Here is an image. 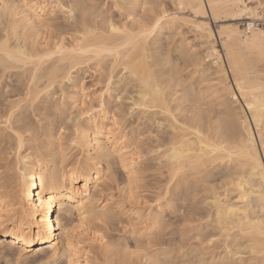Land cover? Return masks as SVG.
<instances>
[{
    "label": "bare ground",
    "instance_id": "bare-ground-1",
    "mask_svg": "<svg viewBox=\"0 0 264 264\" xmlns=\"http://www.w3.org/2000/svg\"><path fill=\"white\" fill-rule=\"evenodd\" d=\"M87 1L93 0H78L81 3H88ZM165 1L121 0L123 21L132 16L135 22L144 12V3L159 4L165 8ZM169 1L177 6L180 3L198 4L200 11L207 13L198 15L192 9H185L189 12L188 16L192 14L188 18L197 31L195 34L199 43L206 46L204 52L196 51L195 45L185 33L178 31L179 20L162 21L157 30L146 39L131 35L132 32L139 31L138 25L133 23L128 25L129 35L111 34L103 18L104 12L97 7L94 17L89 19L87 29L72 28L70 39L66 42L61 35L54 38L48 32L47 25H41L32 11L22 7L25 0H0V4L21 6L10 11L7 29L0 35V77L17 75V85L5 87L17 90L23 97L30 94L34 104L29 107L41 111L42 101L44 103L46 97L54 93L59 95L57 99L60 100V106L67 99L72 102L78 100L83 106L95 97H88L85 87L80 84L75 91L65 90L66 83L73 79V72L85 62H93L101 68L108 67L110 73L129 68L126 75L134 92L133 105H142L138 111L143 118L155 125L160 134L155 135L156 147L168 148L172 144L177 147L175 162L169 159L161 163L159 156L155 159L160 166L166 168L168 181L173 188L181 187L183 191H187L197 183L208 182L213 170L217 168H223L224 176L231 178L240 167L238 161L243 162L251 153H255L257 162L264 159V37L261 36L264 29L257 28L244 33L237 20L243 17L256 18L258 14L240 15L239 12L243 9L237 11L230 7L235 0ZM27 2L42 4L46 1ZM71 2L72 0H68V3ZM260 2L243 0L253 13H256V5ZM209 3H216L220 7H207ZM173 10L172 13L177 12L176 8ZM152 11L150 8L149 14ZM155 11L158 16L162 14L158 9ZM97 16L101 17L99 21ZM208 17L221 22L216 32L208 20H204ZM120 26L124 27L123 22ZM165 29L171 32L166 34ZM177 33L182 35L178 37ZM170 37L172 41L166 42L167 46L161 42ZM217 38L221 51L215 45ZM114 49L119 50L118 55L111 54ZM17 50L24 51L25 55L18 56ZM9 55H12V59H8ZM209 57L214 60L210 62L214 64V68L205 63ZM179 60L190 64L192 68L183 74L182 62L179 63ZM133 67L138 69L136 73L131 71ZM14 69L21 71L13 73ZM149 71L156 83L161 82V76L166 77V91L162 100L155 96L151 87L142 90L137 77L147 80L146 73ZM237 85L243 86V94ZM166 112H171L176 120H171L165 115ZM79 126L83 139V143L79 145L81 157L72 164L66 163V153L61 148V143H57L46 148L45 157L23 154L19 165L16 161L15 169L19 166V171L15 170L14 185L12 181L9 184L0 181V223L7 227V232L0 229V259L8 260L11 256L15 258L24 249L21 259L26 258L29 253H36L47 260L52 246L56 245L59 258L65 257L67 264L65 253L70 238L67 230L73 226L71 217L66 214L74 215L78 222L80 213L76 205L81 198H86L85 192H92L96 188V177L101 175V169L108 170L109 167L107 160L104 165L100 163L109 139L104 125L92 117L88 123L82 122ZM117 134L112 132L114 141H119ZM220 147H224L226 152L211 157V149ZM232 152L235 155L229 156L228 153ZM129 155L123 157V162L118 156L121 163L127 162L125 166L131 169L128 166L132 161L127 157ZM179 169L184 171L177 174ZM246 171L248 175H253L251 169ZM128 175L127 173V177ZM132 182H135L134 174ZM254 187H259V181ZM237 191L238 189H230L232 194L229 195V207H239L241 211L234 215L230 224L249 233L243 239L248 245L251 259L258 264L262 250L264 208L258 201L237 204L234 195ZM216 198L215 195L209 196V199ZM78 237L75 231L71 233L76 244L80 242ZM232 243L235 244V241ZM253 248L256 252L254 256L251 251ZM80 252H73L78 260ZM217 258H221L220 254H217Z\"/></svg>",
    "mask_w": 264,
    "mask_h": 264
},
{
    "label": "snow or ice",
    "instance_id": "snow-or-ice-1",
    "mask_svg": "<svg viewBox=\"0 0 264 264\" xmlns=\"http://www.w3.org/2000/svg\"><path fill=\"white\" fill-rule=\"evenodd\" d=\"M206 6L213 9L220 7L216 3H209ZM19 7L21 6L9 3L0 4V27H3L4 21L10 18V11ZM22 7L32 11L41 25H47L57 35L64 33V39L67 40L70 38L67 33L72 28L87 29L89 19L95 15V9L98 5L95 3H81L78 0H72L71 3H68V0H53L52 3L30 4L25 0ZM172 7L176 8L177 12L170 13L159 4L144 3V12L140 14L138 19L134 22L133 17L129 16L127 21H123L124 27H121L120 20L109 18L110 13L108 11L111 9V12L120 15L122 20L123 7L121 0H106L103 4V18L111 34L129 35L128 25L133 23L138 25L139 31L132 32L131 35H138L146 39L165 20H180L182 24L193 26L191 20L182 18L180 15L186 8L196 11L198 15L207 14L200 11L198 4L186 5L180 3L178 6L174 4ZM230 7L237 11L243 9V11L239 12L240 15L264 13V0H261L256 5V13H253V10L248 8L247 4L243 3V0H235ZM150 8L153 9L151 14L148 12ZM156 9L162 14L158 16ZM260 20L264 23V15L260 16ZM205 27L201 26V28ZM176 35L179 37L182 33H177ZM261 36L264 37V32H261ZM57 51H59V48ZM118 53L119 50L114 49L111 54L118 55ZM17 54L22 57L25 52L17 50ZM52 54L54 55L55 53ZM32 58L42 59V57ZM8 59H12V55H9ZM129 71V68H124L125 73ZM131 71L136 73L138 69L133 67ZM146 74L148 76L147 80L140 76L137 77L142 85V90L143 88L151 87L155 96L162 100L166 91V83H164L166 77L161 76V82L156 83L153 81L150 71ZM108 83L112 84L110 78ZM237 87L241 88V94H243V86L237 85ZM262 90H264V85H262ZM107 91L105 89L100 94L102 102L99 109L94 108L90 112L84 111L86 105H80L78 100L69 105L72 112L71 116L67 115V109H65V115L61 118L62 121H66L67 126L76 125L74 138L71 140L73 147H78L83 143L79 126L80 122L82 120H91L93 115L104 109L103 99ZM142 98L147 99V97ZM124 99L125 97L120 96L118 102L123 103ZM59 103V99L54 102L55 105H59ZM32 104H34V101L29 94L27 97H17L16 101L5 98L3 106L0 107V140L3 141L6 147L11 149L4 158L5 162H10L15 158L19 165V160L25 151L26 144L32 140L33 136H39L45 119L51 117L54 107L52 103L46 105L43 111H39L35 107H29ZM134 106L135 108L142 107L140 104H135ZM25 109L27 110L26 118L22 116V112ZM77 109H79L80 115L76 114ZM119 111L120 109L117 107L115 113H110L113 128L120 127L115 119ZM157 111L160 110L157 109ZM165 115L173 121L176 120L171 112H166ZM262 127H264V121H262ZM113 128L107 129L109 134L107 150L100 159L102 165L105 160L109 162L108 172L104 173L101 169V175L96 177L95 192L84 193L86 198H81L76 205V209L80 213L77 225L67 230V235L70 237L65 253L67 264H87L83 254L78 260L73 256V252L87 249L90 255L96 247L103 248L105 245L109 247V251L122 252L125 255L122 264H257V261L246 258L248 245L243 237L248 236L249 233L244 232L241 227L230 224V220L241 209L239 207H229V195L232 194L230 189H238L234 193L237 198L235 201L237 204L241 202L251 204L258 201L261 207L264 208V159L257 162L255 153H251L243 162L238 161L240 167L237 168L235 175L231 176V183L228 189L224 187V184L228 183V181H222L218 189L216 186H211V188L208 185H204L203 188L197 186L195 189L189 188L182 199L175 201L172 200L168 193H164L161 190L158 199L154 196L149 197L153 199V204H149L148 198H146L148 197V192L145 191L146 185L142 179L146 173L139 171L138 155L140 161L146 160L143 153L148 152L149 156H159L161 163L169 159L175 162L177 147L172 144L168 148H157L155 152H150L149 145L144 143L146 136L141 135L138 139L135 135L125 136L123 140L114 141L112 138ZM65 130V127L59 128L62 135ZM148 135L150 136L151 133H148ZM262 140H264V132H262ZM38 142L37 139L36 143ZM166 152L169 154L165 155ZM224 152H226L224 147L213 148L210 151V156L215 157ZM126 154L132 155V168L125 166L124 171L129 174L128 183L123 188H120L114 182L110 164L113 155H119L123 162V157ZM228 155L233 156L235 153H228ZM26 162L27 158H25ZM247 169H251L253 175H248ZM16 170L19 171V166ZM193 170L197 171L198 169ZM180 171H184V169L177 170V174ZM134 172L137 177L135 184L132 183V174ZM257 172H259V175H256ZM172 179H175V175L172 176ZM257 181H259L258 188L254 187ZM109 184L112 185L111 191L108 190ZM171 186V183H169V187ZM212 195L217 198L209 199V196ZM162 202L167 205L166 208L162 206ZM156 206H161L159 212ZM0 229L7 232V227L2 223H0ZM77 229L80 236L79 244H76L71 238V233L77 231ZM173 234L174 239L179 241V243H169V238L173 237ZM162 240L165 245V255L149 261V255L154 254L161 247ZM233 240L235 241V246H233ZM133 241L135 242V247H130L129 245ZM185 244H190L195 248L194 255L197 258L173 259V256L176 255V249H179L180 253L185 251ZM261 249L259 253L261 259L258 264H264V227L261 230ZM251 251L253 256L256 255L254 248ZM23 254L24 249H21L20 255L15 260L0 259V264H25L20 259ZM217 254H220L221 258H217ZM128 255H131V260L127 259ZM138 256L144 259L137 261L136 257ZM207 256H212L213 259L208 260L206 259ZM44 264H65V260L60 259L58 256L56 245L52 246L51 255L44 261ZM96 264H101V262L97 261Z\"/></svg>",
    "mask_w": 264,
    "mask_h": 264
},
{
    "label": "rangeland",
    "instance_id": "rangeland-1",
    "mask_svg": "<svg viewBox=\"0 0 264 264\" xmlns=\"http://www.w3.org/2000/svg\"><path fill=\"white\" fill-rule=\"evenodd\" d=\"M9 1V0H7ZM35 2H53V0H34ZM261 1V0H260ZM89 4L95 3L98 5L100 10H103V4L106 2V0H93V1H87ZM165 8L172 13L173 10L172 3L169 0L165 1ZM110 15L109 18L113 20H120V23L123 22V18L121 20L120 15L114 14L111 12V9L108 10ZM187 13V14H186ZM188 11H184L183 15L180 13L181 16L189 19L188 17L192 16L190 13V16H188ZM187 15V16H186ZM94 17L91 16V18ZM59 18V17H58ZM101 17L97 16L96 19L99 21ZM204 20H208L211 28L214 32H216L218 26L221 24V22H216L212 18H207ZM239 22V20H237ZM180 22V20H179ZM178 31L185 33V35L190 39L189 41L195 45V50L199 52H204L206 49L205 45H201L199 43V38L196 36V30H194L193 26H189L188 24H182L179 23ZM239 25V24H238ZM8 26V19L4 21L3 27H0V35L5 33V30ZM240 27V26H239ZM166 34H169L171 31L165 29L164 30ZM54 38L61 35V37L64 38V33H60L57 35L55 32L48 30ZM67 35L70 37V31L67 33ZM70 39V38H69ZM69 39L65 40L66 42L69 41ZM168 41H172V37H170L168 40L162 39L161 42L168 43ZM216 47L221 51V44L219 42V39L217 38L215 41ZM164 46V45H163ZM167 46V45H166ZM214 61L211 57H209L205 63L210 64V62ZM182 73H186L188 70H190L192 67L188 63H184L182 60H179V63H181ZM214 68V64H210ZM185 69V70H184ZM184 70V71H183ZM21 69H14L12 70L13 73L20 72ZM183 73V74H184ZM112 80V84L110 85L108 83V79ZM17 75H8L0 77V107L3 106L5 98L8 100L16 101L17 97H23L22 94L18 93L17 90L13 91L10 87H5V85H17ZM85 87V91L89 94L88 97H94L92 100L87 101L84 105L86 107L84 108V111H92V109L96 108L99 109L101 104V92H104L105 89L108 91L105 93L103 103L105 105L104 109L102 111L97 112L92 117H95L99 123L104 125L105 129L113 128L112 124V117L110 113H115L116 108L119 107L120 111L116 114L115 119L118 121L120 127L119 128H113L114 133H118V139L123 140L125 136H133L135 135L137 139L139 136L143 135L146 136L145 144L149 145V151L155 152L157 150L156 147V141L157 137L155 135H160L156 131V127L154 124L147 121V119L142 117V114L138 111V108H135V106L132 103V96L134 95V92L132 91V84L129 83V78L127 77L126 73L124 71H114L110 73V70L108 67L101 68L99 65H96L93 62H85L79 66V68L73 72V79L70 82L66 83L65 90L66 91H75L76 88H79L80 85ZM102 85V87H100ZM55 92L57 90H54ZM58 93H54L50 96L46 97V100L42 101V104L40 105V110L43 111L44 107L46 105H49L52 103L54 105L53 110L51 112V117L48 119H45L43 125L41 126V131L39 133V136H33L32 140L29 141L25 146V153L30 154H39L40 156L45 157V150L47 147H52L57 143H61V148L66 153V163L72 164L76 159L81 157V151L79 146L73 147L71 145V140L74 138L76 125L67 126L66 121H62V117L65 115V109H67V115L71 116V108L69 105H71L72 101L65 100L62 104V106L55 105L54 102L57 100ZM120 96L125 97L123 103H119ZM60 101V100H59ZM71 102V103H70ZM59 109V111H57ZM77 115H80L79 109H77ZM23 117H27V110L25 109V113H22ZM90 120H82V122L88 123ZM60 127H65V133L62 135L59 131ZM148 133H151L149 136ZM38 139V143H36ZM11 151L9 147H6L2 140H0V181L4 184H9L10 181L13 182L12 185H14V175H15V166H16V160L13 158L10 162H5V156ZM143 155L146 157V160L140 161L139 155L137 159V163L139 166V171L142 173H146L145 176L142 177L144 184L146 185L145 191L148 192V202L149 204H153V199L149 197H155L159 198L161 194V190H163L164 193H168L172 200H179L183 198V195L186 194L187 191H183L181 187L179 188H173V186L169 187V181H168V174L166 171V168L163 166H160L159 163H157V159L155 157L149 156L148 152H144ZM132 160V155L130 154L127 156ZM126 157V158H127ZM126 163H121L120 158L118 155H113L111 159L110 166L112 167V173L114 176V182L120 187L123 188L126 183H128V177L127 173L124 171ZM104 165V164H103ZM132 168V161L128 165ZM104 173H107L108 170H103ZM135 176V182H132L133 184L136 183V174L133 173ZM225 170L223 168H217L213 170V175L209 178L208 182H202L197 183L193 189H195L197 186L203 188L204 185H208L209 188L211 186H216L217 189L220 187L222 181H228V183L224 184V187L226 189L229 188L230 184V177H225ZM103 179V177L101 176ZM11 185V184H10ZM172 185V183H171ZM108 190H112V185L109 184ZM95 192V189L92 191ZM162 206L164 208L167 207L166 204L162 202ZM157 211H160L161 206H156ZM211 211V210H209ZM57 214V213H56ZM67 216H70L72 219V226L77 225V220L74 215L72 214H66ZM203 218V217H202ZM75 234L78 235V229L75 231ZM80 240V236L78 237ZM80 243V242H79ZM169 243H179V241L174 239L173 237L169 238ZM130 247H135V242L133 241L130 245ZM235 246V244H233ZM164 242L161 241V247L156 250L154 254L149 255L148 260L151 261L155 259L156 257H163L165 255L164 252ZM80 254H83L87 264H96L97 261H100L101 264H122V261L125 259V255L122 252H113L109 251V247L105 245L103 248L96 247L91 254H88L87 249H81ZM195 248H193L190 244H185V251L183 253H180L179 249H176V255L173 256V259H180L183 260L185 257L189 259H196L197 257L194 255ZM12 255V254H11ZM10 255V256H11ZM14 255V254H13ZM14 257V256H13ZM11 256V259H16ZM26 258H23L25 264H44V261L46 259L43 255H37L36 253H29L25 256ZM212 256H207L206 259L211 260ZM247 259H251L250 253L247 254ZM36 259V260H35ZM60 259L65 260V257H60ZM127 259L131 260V255H128ZM137 261H140L144 259L143 257H136ZM252 260V259H251Z\"/></svg>",
    "mask_w": 264,
    "mask_h": 264
},
{
    "label": "built area",
    "instance_id": "built-area-1",
    "mask_svg": "<svg viewBox=\"0 0 264 264\" xmlns=\"http://www.w3.org/2000/svg\"><path fill=\"white\" fill-rule=\"evenodd\" d=\"M261 15H264V13H259L258 16H256V18H254V17H243L238 22L241 30L244 33H250L252 30H255L257 28L264 29V23H262L260 20Z\"/></svg>",
    "mask_w": 264,
    "mask_h": 264
}]
</instances>
